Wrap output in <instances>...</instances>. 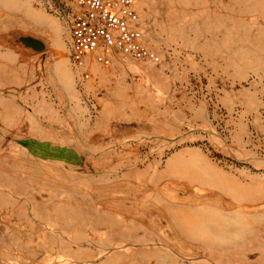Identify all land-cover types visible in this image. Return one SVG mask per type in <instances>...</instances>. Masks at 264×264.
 <instances>
[{"label":"rangeland","instance_id":"1","mask_svg":"<svg viewBox=\"0 0 264 264\" xmlns=\"http://www.w3.org/2000/svg\"><path fill=\"white\" fill-rule=\"evenodd\" d=\"M77 9L0 0V260L264 264V0H138L110 68Z\"/></svg>","mask_w":264,"mask_h":264},{"label":"built area","instance_id":"2","mask_svg":"<svg viewBox=\"0 0 264 264\" xmlns=\"http://www.w3.org/2000/svg\"><path fill=\"white\" fill-rule=\"evenodd\" d=\"M73 20L72 61L82 65L93 58L105 68L115 54L132 62L156 63L158 54L145 44L138 0H76ZM89 77V76H87ZM0 212V229L2 228ZM0 264H5L0 260Z\"/></svg>","mask_w":264,"mask_h":264},{"label":"water","instance_id":"3","mask_svg":"<svg viewBox=\"0 0 264 264\" xmlns=\"http://www.w3.org/2000/svg\"><path fill=\"white\" fill-rule=\"evenodd\" d=\"M23 42L25 43V45L27 47H31L36 51H43L46 48V46L43 42H41L35 38L28 37V38H25L23 40Z\"/></svg>","mask_w":264,"mask_h":264}]
</instances>
